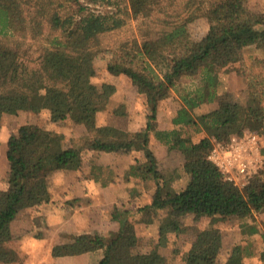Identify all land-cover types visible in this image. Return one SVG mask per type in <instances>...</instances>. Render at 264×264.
I'll list each match as a JSON object with an SVG mask.
<instances>
[{
  "label": "trees",
  "instance_id": "1",
  "mask_svg": "<svg viewBox=\"0 0 264 264\" xmlns=\"http://www.w3.org/2000/svg\"><path fill=\"white\" fill-rule=\"evenodd\" d=\"M127 1L0 0V123L6 113L47 109L53 122L70 118L84 127L77 146L67 147L63 133L37 123H22L10 133L8 183L0 186V263L17 261L11 224L23 204L41 197L48 200L53 170L74 163L80 166L88 150L130 152L138 147L123 128L98 123V114L109 109L118 86L110 81L98 86L93 79L102 36L126 28L131 19L139 17L153 20L156 26L143 29L142 40L133 37L126 43L128 58L109 62L107 69L129 77L152 106L142 132L146 162L137 160L125 173L156 183L152 202L140 211L165 210L163 224L175 231L180 229L178 217L187 214L214 220L238 218L246 237L228 258L220 259V237L199 231L188 250H175L183 264H244V258L252 255L264 260V232L260 234L263 247L252 238L260 231L255 214L264 211V163L240 187L209 157L215 142L227 143L246 129L264 135V71L248 75L246 103L218 100L215 108L194 112L217 100V67L240 61L246 47L264 49V9L249 13V0H138L132 11ZM200 18L207 21L208 30L197 38L191 27ZM54 28L61 32L50 36L48 30ZM34 42L37 54L29 55ZM198 74L195 89L181 95L184 104L172 120L174 127L158 128L159 102L172 96L181 79H194ZM113 112L125 114L122 106ZM151 132L168 149L183 154L182 169L188 176L185 186L174 188L159 170L148 146ZM202 132L205 136L195 141L194 135ZM261 152L264 157V146ZM90 173L103 186L116 182L117 174L109 166L93 164ZM130 216L129 209H117L113 214L116 229L74 235L70 241L54 245L52 255L102 249L98 264H166L160 245L138 235Z\"/></svg>",
  "mask_w": 264,
  "mask_h": 264
},
{
  "label": "rangeland",
  "instance_id": "2",
  "mask_svg": "<svg viewBox=\"0 0 264 264\" xmlns=\"http://www.w3.org/2000/svg\"><path fill=\"white\" fill-rule=\"evenodd\" d=\"M127 2L132 11L137 9L138 0H128ZM97 7L101 8L99 6ZM263 9L264 0H249L247 4L249 13ZM155 26L156 24L153 20L143 21V18L139 17L131 19L126 28L122 30L104 34L102 36V50L95 60L97 73L94 76V82L98 86H101L104 81H110L118 86V90L113 98V108L108 112L109 114L106 112L101 113L100 119L106 121L107 117H109L111 122L123 128L130 137L136 141L138 147L130 152L119 151L101 153L98 151H87L83 155L80 166L74 163L72 167L61 168L63 171H66L68 175H79L80 178L83 176L90 178L92 177L90 173L91 165L100 164L114 169L117 176L116 182L108 185L113 188L107 190L106 193H99V190H94L96 194L94 197L90 198L88 203L82 202L81 204H77V201H81V199L78 200L79 198L76 197H68L65 200H60L58 204H60L62 206L61 208L64 210L67 207L68 210H72L71 208L73 207V210H76L77 213L78 211L88 212V217H94L96 219V227L110 226L113 228V214L117 209H120V211L129 209L131 211L130 218L133 220L134 224L136 219L144 218L145 216L147 218L156 219L159 228L157 240H154L160 245V248L166 255V264H183L180 254H176V251H184V249H187L196 233L204 231L208 237H220L222 240V253L220 259L224 261L232 254L234 249L244 243L246 237L242 234L240 221L236 216L228 217L225 220H214V218L210 216L204 215L196 217L194 214H187L178 217L177 222L180 229L179 231H175L167 224H163L167 215L165 210L145 209L143 212L140 211V207H143L145 203L151 200L152 193H154L156 188L155 181L152 179L144 181L140 177L125 176L128 168L132 164H135L137 160L146 162V147L142 145V132L146 127V121L152 106L145 100L143 95L138 93L137 88L133 85L129 77L124 74H111L107 69V64L109 62H122L127 59L128 57L124 52V48L127 46L126 43H129L133 37L142 40L143 29H150L149 27ZM191 29L195 37L200 38L207 32L208 23L204 18H200L192 24ZM60 32L61 30L58 28L48 30L50 36L59 34ZM40 44L43 45L45 42L43 41ZM36 48L37 44L34 42L29 55H36ZM261 59L264 60V49L249 46L242 51L240 61L231 63L227 66L217 67L216 74L220 79L217 100L204 103L205 105H203L201 109L196 108L194 112L198 114L211 109L216 106L218 100L246 103L248 75L252 72L264 71V62ZM254 61H258L256 65L253 63ZM200 77V74L194 77V79L192 77H184L179 82L177 90H173L172 96L163 102H159L156 117L157 127H159L160 124L168 125L171 123L173 114H176L179 108L184 104L181 96L182 93L195 89L196 84L200 82ZM120 106H122L125 114H116L113 112ZM26 121L35 122L49 129L63 132L65 134V139L63 141L64 147L77 146L78 135L81 131L70 118H66L59 122H53L51 121L49 110H44L36 114L27 111H19L18 114H4L0 123V186L4 187L8 183L9 165L4 155L5 146L7 147V144H5L6 140L14 129L16 130L21 123ZM203 135H205L204 132L195 134L194 140H199ZM148 146L156 155L159 170L165 174L170 184H172L174 188L182 186L187 176L182 169L181 161L183 154L181 151L168 149V146L158 140L153 132L150 133ZM61 169L53 170L49 175L50 194L48 200L46 197H41L38 201L36 200L20 206L18 219L14 223V230L18 238L14 237L13 240V248L17 253L18 259L10 264H28V260L30 264H38L39 260H41V262H39L42 264H57L51 254L48 256L45 253L48 249L46 247L50 245L46 242L40 243V239L51 238L54 240L51 249L56 244L64 243L72 239L73 235L69 232V229L59 227V225H47L46 228L38 229L39 225L42 224V222L38 221V216L41 214L39 211L42 209L44 203H56V201L52 202V200L56 198H54L50 190L57 191L58 188H60V186H58L59 183H64V181H66L60 174ZM117 171L120 174H118ZM94 180L96 183L94 182L92 189L95 185L106 188L98 179ZM108 188L109 187L106 189ZM114 196H117L119 202L112 205V201L114 200L112 197ZM109 203H111V205H109ZM50 214L53 215L54 213L51 212ZM22 222L25 224L23 225ZM251 222L254 221L251 219ZM255 223L258 225L259 229L262 230V232L259 231V233H257V237L252 236L254 241H257L256 244L258 245V243L260 244V242H262L261 236L258 237V235L264 232V213L258 214L255 217ZM137 226L136 224V227ZM32 227L37 228L32 229ZM81 227H83V225H81ZM29 228L32 229L31 233H29L27 238H22V234L26 229L29 230ZM96 230L95 228L94 232ZM25 241L30 242L32 246L25 245ZM30 251L31 253H29ZM94 253H96V255H98V253L100 254L98 251H94ZM25 254L29 255V259ZM30 254L36 259L30 258ZM100 256H102V253ZM254 256L258 255L245 257L244 264H264V260L259 259L261 257L258 256L259 258H256Z\"/></svg>",
  "mask_w": 264,
  "mask_h": 264
},
{
  "label": "crops",
  "instance_id": "3",
  "mask_svg": "<svg viewBox=\"0 0 264 264\" xmlns=\"http://www.w3.org/2000/svg\"><path fill=\"white\" fill-rule=\"evenodd\" d=\"M114 95L112 97L109 109L106 110V111H101L98 114V123L99 124H109V125L117 126L116 124H114L113 122H111L109 120V117H107L106 121H102L100 119L101 113H103V112L108 113V112L111 111V108H113L112 107V103H113ZM167 99H169V98H167ZM165 100L166 99L162 100L161 102H163ZM203 105H205V104H203ZM203 105L199 109H201L203 107ZM216 106H217V104H216ZM215 107H213V108H215ZM213 108H211V109H213ZM44 110H47V109H43L42 111H44ZM208 110H210V109H208ZM208 110H206V111H208ZM206 111H204V112H206ZM201 113H203V112H201ZM34 114H36V113H34ZM175 115L176 114H173L172 120H173ZM172 120H171V123H169L168 125H161L160 124V126L158 128H160V129H171V128H173L174 124H173ZM26 122H28V121H26ZM26 122H24V123H26ZM31 123H35V122H31ZM74 124H76V123H74ZM76 126H78L80 128V131H81L79 133V135H78V137H79L84 132V127L82 125H78V124H76ZM13 131H15V129ZM58 132H61V131H58ZM61 133H63V132H61ZM203 136H205V135H203ZM8 139H9V137H8ZM8 139L6 140L5 144L8 143ZM200 139H201V137L199 138V140ZM199 140H195V141H199ZM263 146H264V142L262 143L261 148H263ZM6 150H7V147L5 146V154H4L5 156H6ZM88 151H92V150H88ZM104 153H112V152H104ZM181 162H182V165H183V156H182V161ZM7 163H8V160H7ZM262 167H263L262 162L258 163V169H257L256 172H258ZM117 173L120 174L118 171H117ZM60 174H61V176H63L65 178L66 181H64V183H59L58 186H60V188H58L57 191H53V190L51 191L50 190L51 194H53L54 198H56L57 200L56 199L52 200V202L56 201L55 204L44 203L42 209L39 211V212H41V214L39 216L37 214L38 221L42 222V224L39 225L38 229H43V228H46L47 225L55 224V225H59V227L68 228L69 232H71V234L74 236V235L81 234V233H84V232H92V231L94 232L95 228L97 229L95 232H102V231H107L109 229H116L117 228V223L113 219H112L114 221V227L113 228H111L110 226H108V227H96V225H97L96 219L94 217L93 218L92 217H88V215H89L88 212L85 213V211H83V212L78 211V213H77L76 210H73V207L71 208L72 210H68V207H67L65 209L66 210L65 211L63 208H61L62 206L60 204H58V202L60 200H62V199L65 200L68 197H71V198L72 197H76V198H79L78 200L81 199V201H77V204L78 203L81 204L82 202L88 203L90 198L94 197L95 194H96V193H94V190L95 191L99 190V193H106L107 190H110L113 187L106 186V188L109 187L108 189H106V188H102L100 185H95L94 188L92 189V185H94V182H95L94 176H92L93 178L92 177L88 178V177H85V176L80 178L79 175L78 176L77 175L74 176V175H70V174L68 175V173H66V171H63L62 169L60 171ZM185 175L187 176V174H185ZM187 181H188V176H187L186 181L182 184V186H185ZM123 187L125 189L124 185H123ZM240 187H244V186H240ZM154 193H155V191H154ZM154 193H152L151 200H149L144 205L150 204L152 202L153 197H154ZM112 198H114V200L112 201L113 202L112 205L119 202L117 200V196H114ZM109 205H111V203H109ZM51 212H53L54 214L51 215L50 214ZM263 213H264V211L260 212V213H256L255 217L258 214L260 215V214H263ZM33 218H36V217H33ZM17 219H18V215H17V217L15 218V220L11 224L12 232H13L15 238H18V236H17V234L15 233V230H14V223L17 221ZM22 224L24 225L25 223L22 222ZM136 224L138 225L137 227H136ZM81 225H83V227H81ZM158 225L159 224H158V221L156 219L147 218L146 216L144 218L136 219V221H135V228H136L137 234L140 235V236H145L147 238H152L153 240L154 239L157 240L158 228H159ZM36 228L32 227V229H36ZM32 229L29 228V230L26 229L25 232L23 231L24 233L22 234V238H27L29 233H31ZM48 229H50V228H48ZM260 231L262 232V230H260ZM252 236L257 237V234H254ZM259 236L260 235H258V237ZM155 240H154V242L156 243ZM53 241L54 240H52L51 238H49V239H46V238L40 239V243L46 242V243H48L50 245V246L46 247L48 249H47V251H45L46 255H48V256H49V254L52 255L51 247L53 245ZM24 244L32 246V244L30 242H27V241H25ZM190 246H191V244L187 247V249H184V251L188 250L190 248ZM258 246L262 247L263 243L262 242H260V244L258 243ZM12 247H13V242H12ZM32 249H35V248H32ZM97 251L100 252V254L102 253V256H100L99 253H98V255H96V253H94V251H89V252L78 254V255L59 256V257H54L52 255V257L55 260V262H57V264H64V263H67V264H98L99 260L103 257V250L102 249L95 250V252H97ZM161 252L163 253L162 249H161ZM29 253H31V251ZM32 254H30V258L34 259L35 257ZM25 255H27V254H25ZM27 256H28V259H29V255H27ZM165 257H166V255H165ZM254 257L259 258L258 256H254ZM259 259H261V258H259ZM38 260H39V258H38ZM39 261L41 262V260H39ZM39 261H38V264H42ZM182 263H183V261H182ZM5 264H10V263H5ZM28 264H30L29 260H28Z\"/></svg>",
  "mask_w": 264,
  "mask_h": 264
},
{
  "label": "built area",
  "instance_id": "4",
  "mask_svg": "<svg viewBox=\"0 0 264 264\" xmlns=\"http://www.w3.org/2000/svg\"><path fill=\"white\" fill-rule=\"evenodd\" d=\"M264 135L246 129L242 135L234 136L227 143L215 142L210 159L238 186H245L264 163L261 145Z\"/></svg>",
  "mask_w": 264,
  "mask_h": 264
}]
</instances>
